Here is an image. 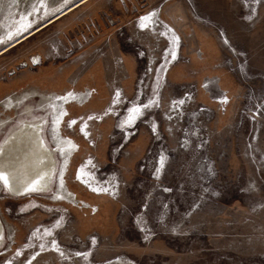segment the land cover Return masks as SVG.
I'll return each mask as SVG.
<instances>
[{
	"label": "rangeland",
	"instance_id": "obj_1",
	"mask_svg": "<svg viewBox=\"0 0 264 264\" xmlns=\"http://www.w3.org/2000/svg\"><path fill=\"white\" fill-rule=\"evenodd\" d=\"M79 1L0 0V47ZM127 1L133 96L0 264H264V0Z\"/></svg>",
	"mask_w": 264,
	"mask_h": 264
},
{
	"label": "crops",
	"instance_id": "obj_2",
	"mask_svg": "<svg viewBox=\"0 0 264 264\" xmlns=\"http://www.w3.org/2000/svg\"><path fill=\"white\" fill-rule=\"evenodd\" d=\"M93 2L80 0L53 21L1 44L0 174L7 185L0 180V259L25 242L30 221L44 220L37 208L68 198L60 189L70 185L67 172L92 153L82 130L95 118L89 134L103 137L114 123L101 116L133 96L138 63L123 48L122 35L143 19L132 1ZM82 7L88 10L83 18ZM54 28L61 35L74 31V48L66 54L47 35ZM138 147L134 142L128 149ZM100 153L108 159L105 146Z\"/></svg>",
	"mask_w": 264,
	"mask_h": 264
},
{
	"label": "bare ground",
	"instance_id": "obj_3",
	"mask_svg": "<svg viewBox=\"0 0 264 264\" xmlns=\"http://www.w3.org/2000/svg\"><path fill=\"white\" fill-rule=\"evenodd\" d=\"M72 6H73V5H72ZM72 6H71V7L69 6V7L66 8L65 10L61 11L58 15L54 16L53 18H51V19L49 20V22H50V21H53L55 18L59 17V16L62 15L63 13H66L67 10H69L70 8H72ZM73 7H74V6H73ZM47 22H48V21H47ZM45 23H46V22H45ZM45 23H43V24H45ZM32 32H33V31H32ZM27 34H28V33H27ZM27 34H26V35H27ZM26 35H25V36H26ZM22 38H24V37H22ZM22 38H21V39H22ZM19 40H20V39H19ZM15 41H16V40H15ZM17 41H18V40H17ZM18 43H20V41H19ZM15 44H16V43H15ZM219 91H221V90H219ZM72 195H73V194H72Z\"/></svg>",
	"mask_w": 264,
	"mask_h": 264
},
{
	"label": "snow or ice",
	"instance_id": "obj_4",
	"mask_svg": "<svg viewBox=\"0 0 264 264\" xmlns=\"http://www.w3.org/2000/svg\"><path fill=\"white\" fill-rule=\"evenodd\" d=\"M144 19L147 20L148 18L145 17ZM0 180H3L4 183L7 185V177H5L4 175L0 174Z\"/></svg>",
	"mask_w": 264,
	"mask_h": 264
}]
</instances>
